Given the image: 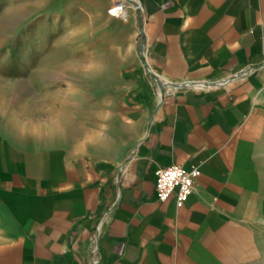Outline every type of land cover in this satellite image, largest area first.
<instances>
[{
    "label": "crops",
    "instance_id": "obj_1",
    "mask_svg": "<svg viewBox=\"0 0 264 264\" xmlns=\"http://www.w3.org/2000/svg\"><path fill=\"white\" fill-rule=\"evenodd\" d=\"M136 1L159 106L122 165L0 124V264L262 263L264 0ZM171 165L198 171L180 207Z\"/></svg>",
    "mask_w": 264,
    "mask_h": 264
},
{
    "label": "rangeland",
    "instance_id": "obj_2",
    "mask_svg": "<svg viewBox=\"0 0 264 264\" xmlns=\"http://www.w3.org/2000/svg\"><path fill=\"white\" fill-rule=\"evenodd\" d=\"M139 10L127 0H0V124L17 119L72 159L122 165L165 91L145 64Z\"/></svg>",
    "mask_w": 264,
    "mask_h": 264
},
{
    "label": "built area",
    "instance_id": "obj_3",
    "mask_svg": "<svg viewBox=\"0 0 264 264\" xmlns=\"http://www.w3.org/2000/svg\"><path fill=\"white\" fill-rule=\"evenodd\" d=\"M124 8L125 4L117 2L108 12L111 16L118 18L123 14ZM153 175L156 200L164 202L171 194H174L175 205L180 207L191 194L198 171L192 169L187 172L179 166L171 165L156 168Z\"/></svg>",
    "mask_w": 264,
    "mask_h": 264
},
{
    "label": "bare ground",
    "instance_id": "obj_4",
    "mask_svg": "<svg viewBox=\"0 0 264 264\" xmlns=\"http://www.w3.org/2000/svg\"><path fill=\"white\" fill-rule=\"evenodd\" d=\"M128 2H130V4H132V7L133 8H139V3L136 1V0H127ZM151 73V72H150ZM168 89V88H167ZM163 93H164V91H163V89L161 88V87H158V90L156 91V108L159 106V104H160V99H161V97H162V95H163ZM12 96V95H11ZM63 100V99H62ZM155 112H157V111H155ZM36 127V126H35ZM38 127V126H37ZM39 130H40V128H38ZM19 131V130H18ZM22 132V131H21ZM37 132V131H36ZM35 132V133H36ZM34 133V132H33ZM34 133V134H35ZM23 134V133H22ZM21 134V135H22ZM28 134V133H27ZM32 134V133H31ZM36 135V134H35ZM38 137V136H37ZM20 139V138H19Z\"/></svg>",
    "mask_w": 264,
    "mask_h": 264
}]
</instances>
